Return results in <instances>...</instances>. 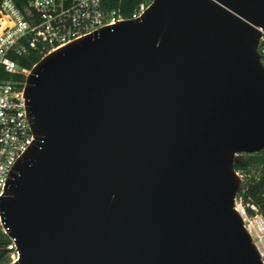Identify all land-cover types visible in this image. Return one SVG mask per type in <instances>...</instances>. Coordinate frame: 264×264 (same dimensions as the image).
Segmentation results:
<instances>
[{"label":"water","instance_id":"water-1","mask_svg":"<svg viewBox=\"0 0 264 264\" xmlns=\"http://www.w3.org/2000/svg\"><path fill=\"white\" fill-rule=\"evenodd\" d=\"M264 0H154L41 58L0 198L12 264H264L235 159L264 151Z\"/></svg>","mask_w":264,"mask_h":264},{"label":"built area","instance_id":"built-area-1","mask_svg":"<svg viewBox=\"0 0 264 264\" xmlns=\"http://www.w3.org/2000/svg\"><path fill=\"white\" fill-rule=\"evenodd\" d=\"M110 0H1L0 1V198L13 164L31 143L32 133L24 109V82L29 70L17 59L31 51L41 58L118 21L138 18L154 0H143L129 16L122 14L123 0L107 8ZM257 52L264 68V29L259 28ZM24 77L22 81L20 77ZM242 179V176L237 172ZM235 208L253 242L264 253V220L255 212L249 216L241 199ZM0 233L7 237L0 220ZM8 238V237H7ZM6 255L10 263L19 259L13 240ZM263 257V256H262Z\"/></svg>","mask_w":264,"mask_h":264},{"label":"trees","instance_id":"trees-1","mask_svg":"<svg viewBox=\"0 0 264 264\" xmlns=\"http://www.w3.org/2000/svg\"><path fill=\"white\" fill-rule=\"evenodd\" d=\"M1 1V0H0ZM143 0H123L120 8L122 14L129 16L135 7ZM107 8L117 7L115 0L107 2ZM41 56L31 51L24 57L18 58V65L30 70L39 60ZM23 81L24 77H20ZM234 169L242 176V185L237 199H241L242 205L249 216H253L255 212L250 208L254 206L257 213L264 220V151L255 155H242L235 159ZM9 244V239L0 233V264L6 262V247Z\"/></svg>","mask_w":264,"mask_h":264},{"label":"rangeland","instance_id":"rangeland-1","mask_svg":"<svg viewBox=\"0 0 264 264\" xmlns=\"http://www.w3.org/2000/svg\"><path fill=\"white\" fill-rule=\"evenodd\" d=\"M262 259L264 260V256L262 257ZM5 262H6L5 264H11L10 259L7 255H6V261Z\"/></svg>","mask_w":264,"mask_h":264},{"label":"bare ground","instance_id":"bare-ground-1","mask_svg":"<svg viewBox=\"0 0 264 264\" xmlns=\"http://www.w3.org/2000/svg\"><path fill=\"white\" fill-rule=\"evenodd\" d=\"M261 251V250H260ZM262 256H264V253L262 252Z\"/></svg>","mask_w":264,"mask_h":264}]
</instances>
